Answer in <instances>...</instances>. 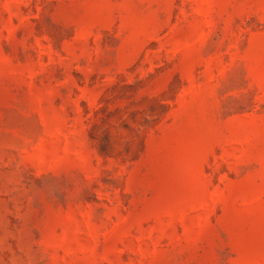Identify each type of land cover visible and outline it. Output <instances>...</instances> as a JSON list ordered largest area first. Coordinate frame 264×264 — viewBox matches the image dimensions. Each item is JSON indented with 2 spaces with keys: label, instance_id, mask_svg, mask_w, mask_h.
<instances>
[{
  "label": "rangeland",
  "instance_id": "rangeland-1",
  "mask_svg": "<svg viewBox=\"0 0 264 264\" xmlns=\"http://www.w3.org/2000/svg\"><path fill=\"white\" fill-rule=\"evenodd\" d=\"M0 264H264V0H0Z\"/></svg>",
  "mask_w": 264,
  "mask_h": 264
}]
</instances>
